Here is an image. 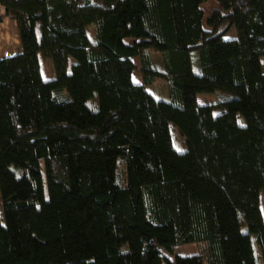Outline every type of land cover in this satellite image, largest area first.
<instances>
[{
    "label": "trees",
    "instance_id": "16d2710c",
    "mask_svg": "<svg viewBox=\"0 0 264 264\" xmlns=\"http://www.w3.org/2000/svg\"><path fill=\"white\" fill-rule=\"evenodd\" d=\"M208 1L0 0V264H264V0Z\"/></svg>",
    "mask_w": 264,
    "mask_h": 264
},
{
    "label": "rangeland",
    "instance_id": "374dc122",
    "mask_svg": "<svg viewBox=\"0 0 264 264\" xmlns=\"http://www.w3.org/2000/svg\"><path fill=\"white\" fill-rule=\"evenodd\" d=\"M202 9L205 12L204 15V28H207L206 26V18L209 16L210 12L216 11L217 10V4L211 0L208 1L207 3L202 5ZM11 25V27H10ZM5 29L10 32V29H12V32L15 33V23L12 22V20H9V24ZM234 30L231 29V32L226 36V39L234 37ZM13 45V44H12ZM38 61H39V66H40V74L42 77V80L44 82H48L54 79V70L52 66V62L49 59L43 58L41 55H38ZM136 67H138V60H134ZM74 64L73 59H69L68 61V72L70 71L71 66ZM261 64H262V71L264 72V59H261ZM133 82L140 83V76H139V71L136 69V71L133 74L132 77ZM146 91L153 97L159 98V97H164L165 96V88L164 84L161 82H156L154 85L148 87ZM215 102V98L213 95H205V94H200L197 96V103L200 106L204 105H210ZM219 112L216 111L214 112V115L216 116ZM171 135L173 138V146L175 150L179 153H182L186 150V145L183 142V139L177 129L173 126L170 128ZM2 212L1 204H0V213ZM198 253V247L194 244L190 245H180L176 246L173 249V255L174 256H180V257H191L195 256Z\"/></svg>",
    "mask_w": 264,
    "mask_h": 264
},
{
    "label": "crops",
    "instance_id": "0c3cea01",
    "mask_svg": "<svg viewBox=\"0 0 264 264\" xmlns=\"http://www.w3.org/2000/svg\"><path fill=\"white\" fill-rule=\"evenodd\" d=\"M8 24L9 20H5L4 22L0 23V59L19 54L21 52L17 28L15 29V33L12 32V29H10V32H8L5 29Z\"/></svg>",
    "mask_w": 264,
    "mask_h": 264
}]
</instances>
